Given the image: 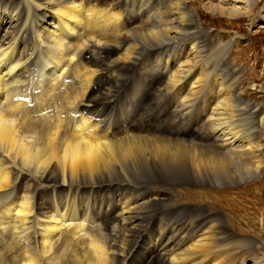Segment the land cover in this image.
<instances>
[{
  "label": "bare ground",
  "instance_id": "1",
  "mask_svg": "<svg viewBox=\"0 0 264 264\" xmlns=\"http://www.w3.org/2000/svg\"><path fill=\"white\" fill-rule=\"evenodd\" d=\"M256 2L0 0V264H264L219 206L264 172V79L203 28Z\"/></svg>",
  "mask_w": 264,
  "mask_h": 264
},
{
  "label": "rangeland",
  "instance_id": "2",
  "mask_svg": "<svg viewBox=\"0 0 264 264\" xmlns=\"http://www.w3.org/2000/svg\"><path fill=\"white\" fill-rule=\"evenodd\" d=\"M208 15L209 14L203 16L205 20L203 24L204 29H208L209 31L217 30L216 32H221L225 34V39L231 36L232 32L234 33V35L240 37L239 39H237V43L234 46L232 54L237 59H239V62H236L237 63L236 66L238 65L239 67H243V68L245 67V75H244L245 77L243 78L247 79V74H249L248 78L250 79H264L263 78L264 24H262L264 23V0H257L256 4L252 8V13L249 16L242 17L239 19H233L234 21L232 20L231 24L228 26L224 25L225 21H222L221 25H219L216 21H212L210 23V21L207 20L209 19ZM214 37L215 34L210 39L212 40L214 39ZM173 43L170 46L172 49L170 47L168 49V53L171 52L172 54L170 55V62L171 63L184 62L185 61L184 53L186 52L183 51L184 47L182 46V43H180L179 41H175ZM213 43H215V41H213L212 44ZM209 52H210V57L208 62L211 66H214L223 57V54H225L226 50L224 48H218L217 45H212V48L209 49ZM90 56L91 55L87 56L86 59H89ZM181 57L184 58L182 59ZM149 60L150 61H149V65L147 66V69H144L145 72L140 71L142 76L133 77L132 76L133 74L131 73L129 75V77L132 76V78L130 79H137L134 86L132 85V83L129 84V88L132 90L133 94H138L139 96H141L142 98V100H140L142 104L140 108L141 111H143L145 105L150 100L149 93L152 92L154 86L152 85L151 81H155L157 78L155 77V72L159 69L164 68V66L159 67L153 61L154 58L150 57ZM87 68L89 70L96 69L93 65H89V64H87ZM225 74H227L228 76H226ZM218 76L221 79H226V78L230 79L231 77L225 71L218 73ZM184 78L188 79L187 76H185ZM180 82L182 85H184L185 79L180 80ZM262 82L264 83L263 80ZM258 96L259 95H251V93L245 92L244 98L254 99V98H258ZM161 109L164 110V107H162ZM257 139L258 141L264 143V139L261 138H257ZM258 176H259V180L257 184L252 185L250 191H248L247 193H243L238 189H233L232 194L229 197L230 201L228 203H225V201L221 200L219 206H221L222 212L225 211L224 216L225 217L227 216V221L224 222V228L225 230L230 229L231 231L230 237L226 238L225 241L226 243L227 242L229 243L228 244L229 245L228 252L230 251L229 254L233 255L235 252L244 253L243 255H245V253H249V254L253 253L256 256L261 257V261L264 263V254H261L264 253V172L263 174H260ZM249 181L253 183L252 178H250ZM222 204L225 206H223ZM125 244H126L125 241L121 242V246L126 247L127 245ZM230 247H232L233 250ZM251 263L252 262L250 260L248 261L245 260L244 262V264H251ZM133 264H137V263L133 262Z\"/></svg>",
  "mask_w": 264,
  "mask_h": 264
}]
</instances>
